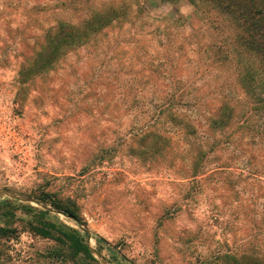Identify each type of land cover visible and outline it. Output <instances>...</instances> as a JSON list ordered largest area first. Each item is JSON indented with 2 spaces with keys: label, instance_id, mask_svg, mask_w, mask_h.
I'll list each match as a JSON object with an SVG mask.
<instances>
[{
  "label": "rangeland",
  "instance_id": "obj_1",
  "mask_svg": "<svg viewBox=\"0 0 264 264\" xmlns=\"http://www.w3.org/2000/svg\"><path fill=\"white\" fill-rule=\"evenodd\" d=\"M202 8L213 24L187 0H0V214L8 212L0 228L14 231L0 237V264H264V177L253 182L241 170L246 160L264 170V116L246 113L254 97L226 65L193 83L203 122L220 94L236 104L231 129L214 133L236 143L220 145L207 165L229 169L204 175L198 188L182 177L191 154L164 113L171 46L184 45V62L191 31L205 44L227 37L230 18L211 3ZM93 15L109 23L82 42L48 46L66 33L60 26L82 34ZM184 69L182 85L194 72ZM133 100L139 113L126 108ZM181 104L177 114L186 115ZM141 129L170 139L158 151ZM42 194L74 204L81 226ZM44 221L75 230L92 257L74 255L50 228L51 237L36 234Z\"/></svg>",
  "mask_w": 264,
  "mask_h": 264
},
{
  "label": "trees",
  "instance_id": "obj_2",
  "mask_svg": "<svg viewBox=\"0 0 264 264\" xmlns=\"http://www.w3.org/2000/svg\"><path fill=\"white\" fill-rule=\"evenodd\" d=\"M187 1L199 11L204 18L207 17V23L209 22V24H213L214 21H211L207 12L203 10L204 1L206 3H211L216 10L225 13L231 21L227 27L226 39L223 38L222 41L219 40V44H217L216 38H214L212 42L205 44L201 42V39L197 36L200 31H191L190 36L184 38L188 51H190L191 54L190 57L186 56L188 57V59H186L187 61H181V58L185 57L183 44L171 46L169 77L173 84V94L171 96L172 102L164 108V113H167V120H170L176 125L174 130L176 133H172V136L175 135V137L182 139L188 146L187 155L191 154L190 160L185 161L187 170L182 177L187 180L191 187L198 188L203 184L202 180L204 175L220 174L217 172L229 169V164L226 162L220 164V166L216 164L215 166L217 167L211 170L207 165L209 164L210 157L214 155L218 149L220 150V145L221 147L224 146L229 148L236 143L233 140L234 135L230 132L227 133L222 142L216 139L214 134L216 131L226 132L231 129L236 104H232L231 99L220 94L221 99L219 100V105L216 106L214 110L207 113L203 122L202 119L206 111V105L203 102L204 98L202 96L194 94L198 88L193 86V83L195 82L196 85L203 86L204 83L202 80L206 75L211 74V69L214 68L216 70L218 66L220 68L222 65H226V69L231 67V70H233L231 72L236 74L235 81L239 89L247 96H253L255 99V104H252L246 113L261 111L264 116V0ZM108 17H111V15H108ZM113 17L117 19L116 16ZM221 22L223 23V21H220V25ZM108 23L109 20H107L106 16L93 15L87 19L86 31L82 34L76 29L74 30L73 27H65L63 29V26H60L61 32L65 30L66 33L63 35L60 33L57 35L54 34V37L49 38L48 46L55 43L54 38H59L56 41L59 48L60 46L62 47V45L82 42L89 39L90 34L101 31ZM230 46L232 50L235 51L236 55L229 53ZM174 47L175 49H173ZM207 59H209V63H206ZM52 62V58L46 59L42 63V67L47 68L52 65ZM183 65L186 69H184L182 74H187V72L192 69H194V72L192 70L191 72L193 73L190 76L186 75L187 83L182 85V80L177 75ZM187 68H189V70H187ZM225 83L227 84V81H225ZM233 87L235 88V86ZM209 93L211 92L209 91L208 94ZM134 102L135 100L129 103L126 108L127 110L137 111L139 113L133 106L138 103ZM182 102L189 105V113L186 111V115L177 114V109L182 107L178 106L183 105L181 104ZM149 123L150 121L146 123L144 130L148 129L150 126ZM152 124H154V122ZM144 130L141 129L139 132L137 131L138 134L136 135H141V140H147L149 138L155 139L157 145L156 150L158 151V144L170 139L166 135L156 132L145 133L143 132ZM207 132L212 141H210V139L208 140L209 135H207ZM229 159L232 160L231 158ZM246 169V172L251 176L253 182H260V178L264 177V170L254 167L250 160L244 161L241 166V170L245 171ZM210 171L212 172L209 173ZM38 199L45 205L50 204L65 217H69L76 225L81 226V220L77 215V208L74 204H63L49 194H42ZM21 209L26 213H31L32 211L31 208L26 207H22ZM6 213L8 212L5 211L3 214H0V219L6 217ZM47 214L48 212L39 211L36 215L44 217ZM36 218L38 219L37 216ZM39 224H42V228H34L36 234L48 238L55 232L61 236L59 238L61 242L67 241L69 243L74 255L83 254L87 257H92L90 255L89 246L80 239L72 228L64 224L59 225V227H54V225L45 221ZM46 228H50L54 230V232H49L50 230L47 231ZM13 233L14 231L12 230L0 228V237H11Z\"/></svg>",
  "mask_w": 264,
  "mask_h": 264
},
{
  "label": "water",
  "instance_id": "obj_3",
  "mask_svg": "<svg viewBox=\"0 0 264 264\" xmlns=\"http://www.w3.org/2000/svg\"><path fill=\"white\" fill-rule=\"evenodd\" d=\"M43 207H44L45 209H47V206L43 205ZM90 251H91V250H90Z\"/></svg>",
  "mask_w": 264,
  "mask_h": 264
}]
</instances>
